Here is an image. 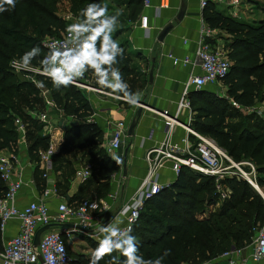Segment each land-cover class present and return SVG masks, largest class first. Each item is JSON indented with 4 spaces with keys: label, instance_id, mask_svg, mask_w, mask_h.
<instances>
[{
    "label": "trees",
    "instance_id": "1",
    "mask_svg": "<svg viewBox=\"0 0 264 264\" xmlns=\"http://www.w3.org/2000/svg\"><path fill=\"white\" fill-rule=\"evenodd\" d=\"M67 2L71 12L79 14L88 29L82 75L93 77L91 85L104 90L107 86L98 83L97 75L108 74V82L112 70L118 68L121 80L129 81V90L138 93L143 84L131 66L130 55L119 45L123 56L115 57L118 63L107 64L102 46L104 34L91 32L100 25L103 17L85 18L82 12L93 3L110 11L125 6L131 12L130 20L135 21L144 0ZM60 3V0H16L15 8L5 5L8 10L0 12V153L16 147L17 118L23 119L27 125L28 155L32 162L39 161V152L49 148L51 137L44 133L45 124L30 115L32 112H46L41 98L44 88L55 106L66 117L73 118L71 127L65 130L61 151L83 152L88 158L86 163L92 165V176L96 172L100 182L98 199H103L109 195L112 176L118 173L119 167L103 148V130L95 123H87L94 112L82 91L71 83L57 87L53 79L32 74L18 75L10 68L11 61L22 60L24 54L31 64L42 65L47 54L43 46L45 39L60 37L68 31V21L58 11ZM125 17L129 19L128 15L122 16ZM203 19L211 30L226 35L224 48L232 66L223 80L226 97H219L207 88L190 93L191 127L215 140L235 163L244 160L253 163L257 169V185L264 193V118L256 113L243 114L244 111L242 113L234 106V103L243 109L264 106V20L252 24L240 21L225 15L215 4L203 10ZM122 23L126 21L122 19ZM117 33L111 34L112 40ZM36 47L40 52L33 49ZM96 63L100 64L98 72L89 66ZM43 67L62 78L72 75L60 67ZM119 94L125 97L122 92ZM223 184L230 195L218 208L220 195L215 179L183 168L174 184L146 202L131 233L136 238L138 254L145 260L163 258L161 264H203L232 248L250 245L254 230L264 224V198L244 179L229 177ZM6 190L0 177V198ZM2 238L0 228V241ZM86 241L95 251L99 243L92 239ZM166 251L169 252L167 256ZM114 252L106 254L98 264H124L127 258L122 254L117 259ZM69 253L72 264H90L91 257Z\"/></svg>",
    "mask_w": 264,
    "mask_h": 264
},
{
    "label": "built area",
    "instance_id": "2",
    "mask_svg": "<svg viewBox=\"0 0 264 264\" xmlns=\"http://www.w3.org/2000/svg\"><path fill=\"white\" fill-rule=\"evenodd\" d=\"M210 4L225 6L231 12L232 17L240 18V0H201L200 2L202 9ZM143 5L144 9L150 8L151 0H144ZM140 22L142 29H149L148 16L142 15ZM212 32L213 30L204 22L196 50V58L202 73L190 77L178 102L175 114L149 109L163 120L165 138L146 154L147 174L135 194L119 210V215L124 218L125 223L116 231L117 235L113 237L114 243L121 239H127L125 229L130 227L131 233L134 231L148 200L175 183L164 181L166 171L174 174L176 179L183 168L212 177L215 179L218 194L223 198H228L230 195V191L223 184L225 179L229 177L244 179L253 187H258L257 169L253 163L245 160L241 163H235L215 140L191 127L193 111L190 93L192 90L198 91L223 83L232 66L225 48L219 44L213 45L208 42ZM43 46L47 50V54L41 66H35L31 63L24 64L22 60L16 58L11 61L10 68L17 74H32L64 80L65 78L46 70L43 66L72 70L75 67V59L84 57L87 51L86 31L80 32L77 29L70 32L68 30L60 37L45 39ZM73 49L76 50L75 54H73ZM170 57L175 66L181 63L185 65L190 63L189 58L181 61ZM71 84L113 97L122 102L131 103L126 97L96 88L88 82L81 83L74 78ZM133 104L148 108L140 102ZM45 105L46 112L40 114L32 112L30 115L45 124V134L51 137L49 148L39 152V162L42 167L47 168L46 166L52 161L57 150L52 142L54 140L50 115L53 108L52 100L46 101ZM234 106L243 110L235 103ZM244 110L248 114L256 113L264 118L262 107ZM184 116L186 121L182 120ZM93 117L94 115L90 116L87 123L94 124ZM15 126L18 133L16 147L0 153V177L7 188L4 196L0 198V228L4 235L10 222L17 221L20 227L18 233L9 241H0V264H72L73 259L68 250L67 240H70L75 233L93 238L94 236L87 231V227L91 228L93 222L94 225L98 224L100 222L99 215L112 210L117 195L111 194L107 198L96 200L84 199L77 208H71L65 197L56 195L60 203L57 212L54 214L51 213L45 199L20 206L18 204L19 195L26 185L23 172L25 166L32 161L29 155L20 151V146L23 145L28 152L27 125L22 119L17 118ZM109 128L110 131L104 133L103 148L110 158L116 160L128 134V128L124 121L109 122ZM178 128H181L186 135L181 138L180 142L175 143L173 137ZM44 176L48 178V172ZM91 176L92 165L87 163L80 165L76 172V179L86 182ZM74 220H78V222L76 223ZM46 226L52 227L41 235L39 245L35 246L36 233ZM254 231L252 243L247 247L234 248L219 258L203 264H264V224L258 226Z\"/></svg>",
    "mask_w": 264,
    "mask_h": 264
},
{
    "label": "crops",
    "instance_id": "3",
    "mask_svg": "<svg viewBox=\"0 0 264 264\" xmlns=\"http://www.w3.org/2000/svg\"><path fill=\"white\" fill-rule=\"evenodd\" d=\"M200 2L201 0H151V7L144 9L143 5L135 21L130 20L131 12L127 11L125 6L117 9L120 13L118 19H124L126 23L124 24L125 32L122 35L118 32L114 41L118 45H122L132 58L131 66L139 74L143 84L142 89L138 92L139 99L137 102L146 105L148 108L122 102L113 97L73 84L82 91L85 98L89 101L94 112L93 120L104 133L110 131L109 122L119 121H124L129 131V127L136 118L138 110L140 108L143 109L142 117L137 123L134 134L132 136L127 134L123 146L118 152L117 159L120 162L117 163V159L113 160L111 158L119 167L118 173L112 176L114 178L111 179V188L108 195H117L116 200L113 202L112 210L101 213L99 215L100 222L95 225L93 222L91 228L87 227V231L94 236L93 239L97 243L101 239L110 236V231H105V229L117 231L124 225L125 220L119 215V210L135 194L147 174L145 161L147 152L156 147L165 138L163 120L149 109L175 114L178 102L190 77L202 73L196 58L197 45L204 23V9L201 8ZM247 2L251 8H245L244 6L239 8L240 14L242 12L246 14V12L254 8L256 11L252 10L250 12L251 15H248L246 19H241V17L235 19L250 24L264 20V5L257 3L256 0H247ZM217 6L225 15L231 16V12L227 7ZM183 9V18L177 21L176 19ZM123 15H128L129 19H126V17L122 18ZM142 15L149 17L148 30L140 27ZM68 16L69 14H64L63 16L66 21H68ZM258 16L260 17L259 19H257ZM169 24L174 25L173 29L165 37L164 41L160 43L159 36ZM220 34L219 30H213L208 42L222 46V44L218 43ZM170 56L181 61L189 58L190 63L187 65L181 63L175 66ZM82 60L83 57L76 58L75 67L67 71L73 75V79L75 78L76 81L93 84V77L75 75L82 69ZM152 70L154 78L151 84L149 76ZM112 79H108V83H111ZM126 84H129V81ZM207 89L212 90L213 87H208ZM104 91L123 97V95L115 93L112 86H107ZM262 109L264 110V106ZM241 112L247 114L244 109H241ZM182 120L186 121V117L184 116ZM63 126L64 124L61 122L60 132L53 130V135L58 133L52 141L57 151L52 161L46 166L47 168L42 167L39 161L34 160L25 166L23 175L26 185L19 195L18 204L20 206H26L31 202L45 199L51 213L54 214L57 212L60 203L58 196L65 195L71 208H77L84 199H98L100 182L96 172L86 182L76 179L77 170L80 165L86 164L88 158L84 156L82 151H61V146L65 142ZM185 135L186 133L181 128H178L173 137V142H180ZM20 151L28 155L27 149L23 145L20 146ZM47 172L49 176L45 178L44 175ZM163 179L168 182L176 181V177L170 171L165 172ZM74 222L77 223L78 220H74ZM19 227V222H10L2 240L4 242L9 241L10 238L18 233ZM80 235L75 233L70 240H67L69 252L73 238H77Z\"/></svg>",
    "mask_w": 264,
    "mask_h": 264
},
{
    "label": "clouds",
    "instance_id": "4",
    "mask_svg": "<svg viewBox=\"0 0 264 264\" xmlns=\"http://www.w3.org/2000/svg\"><path fill=\"white\" fill-rule=\"evenodd\" d=\"M5 5L10 6L11 8H15L16 0H0V12L7 11L8 8L5 7ZM107 9L99 4L93 3L89 4L86 9L83 10V14L85 18H92V19H98L103 17L104 19L101 21L100 25L92 29V34L95 32L103 33V40H102V46L104 48V56H105V62L109 65L113 63H118V61L115 60L116 56H123V49L114 41L111 37V32L114 30L115 25L118 23V15L114 16H106ZM79 29L80 32L82 30L88 31V29L79 24V25H72L69 28V31H75ZM38 49L40 52L39 47L33 48ZM76 53V50L73 49V54ZM22 62L24 64L30 63V61L27 59L26 55L22 57ZM90 67H93L96 72L99 71L100 64H92L89 65ZM83 69L79 73H76L75 75H82ZM98 76V83H101L105 86H112L115 93H123L125 97L128 98V100L131 103H136L139 99L138 93H132L129 90L128 85L121 80V73L118 68H115L111 72L112 82L108 83L106 81V74L100 73ZM73 80V75H68L64 80H56L53 79V83L59 87L61 85L67 86L69 83H71ZM120 161L117 159V163ZM105 231H110V236L103 238L99 241L98 247L95 249L94 253L92 254L90 258V264H98L99 260H101L106 254L112 253L114 250H119L127 259L124 261V264H161L160 259H156L154 261L152 260H145L141 255L138 254V248L136 244V238L132 236L131 228L125 229V236H127V239H121L119 242L114 243L113 237H116L117 232L115 230L111 229H105ZM130 234V235H129ZM169 254L168 251L165 252V256Z\"/></svg>",
    "mask_w": 264,
    "mask_h": 264
},
{
    "label": "rangeland",
    "instance_id": "5",
    "mask_svg": "<svg viewBox=\"0 0 264 264\" xmlns=\"http://www.w3.org/2000/svg\"><path fill=\"white\" fill-rule=\"evenodd\" d=\"M256 1L259 4L264 5V0H256ZM60 2H61L60 3V6L58 8L59 13L62 16H64V14H69V16H68L69 17L68 18V30H69L70 26H72V25H79V24H81L83 26H86L84 20L78 16L79 14L78 15L77 14L75 15V13H72L71 12L72 11L71 10V6L67 2V0H60ZM240 4H241L240 5V8H243V6L245 8H248L249 7V4H248L247 0H240ZM249 8H251V7H249ZM252 10H254V12L256 11V9L254 8V9H251L250 11L246 12V14L244 12H242V14L240 15L241 19H246L248 15H251L250 12ZM116 11L115 10L114 11L113 10L112 11L107 10L106 13H105V15L106 16H114V15H116ZM112 14H114V15H112ZM117 14H120L119 11H117ZM119 16L120 15H118V17ZM259 18L260 17L258 16L257 19H259ZM124 27H125V25H124V23H122V20L118 19V23L115 25V28L111 32V34L112 35H115L116 32L118 31L119 34L122 35L125 32L124 31ZM219 37H220V40L218 41V43L222 44V46L225 47V44H226L225 43L226 35H224V34L221 33L219 35ZM212 90L219 97H222V98L226 97L227 90H226V87L224 86L223 83H219L218 85L214 86ZM41 98L44 101L43 102L44 105L46 104V101L51 100L50 93L46 89H44V88L42 89ZM50 115H51V124H53L52 125L53 130H55L57 132H60V130H61V122H62V124H64V126H63L64 131L66 129H68L69 127H71V123H72L73 118L72 117H66L64 115L63 111H61L58 108V106L57 107L55 106V103L54 102H53V108L50 111ZM44 133H45V131H44ZM55 135L57 136L58 133H54V137H55ZM64 137H65V135H64ZM224 199H226V198H223V197L220 196L219 200L217 201L218 208L220 206H222ZM201 215L202 214H200L199 217H201ZM205 215H207V214H205ZM86 239H92L93 241H95L93 238H91L88 235H82V236L80 235L77 238H73L72 245L70 247V252H71L72 255H74V254H80V255H85V256H88V257H91L92 256V254L94 253V250L87 243ZM114 253H115L117 259H120L122 257V253L119 250L118 251H115Z\"/></svg>",
    "mask_w": 264,
    "mask_h": 264
},
{
    "label": "water",
    "instance_id": "6",
    "mask_svg": "<svg viewBox=\"0 0 264 264\" xmlns=\"http://www.w3.org/2000/svg\"><path fill=\"white\" fill-rule=\"evenodd\" d=\"M183 14H184V9L180 12V14H179V16L177 17L176 20H177V21L182 20V18H183ZM173 26H174L173 24H169V25H168V26H167V27L161 32V34H160V36H159V42H160V43H162V42L164 41L165 37L171 32V30L173 29ZM149 78H150V83L152 84V83H153V78H154V72H153V70L150 72V76H149ZM142 113H143V109L140 108V109L138 110V112H137L136 118L132 121V123H131V125H130V127H129V131H128V135H129V136H132V135L134 134V130H135L136 126H137L138 121H139L140 118L142 117ZM125 174H126V172H125ZM254 188H255V189L258 191V193L264 198V193L260 190V188H259V187H254ZM51 227H52V226H46V227H43V228H41V229L38 230V232L36 233V236H35V240H34V244H35V246L39 245L41 235H42L45 231L51 229ZM232 249H234V248H232Z\"/></svg>",
    "mask_w": 264,
    "mask_h": 264
}]
</instances>
